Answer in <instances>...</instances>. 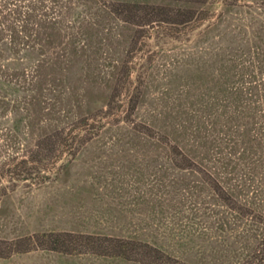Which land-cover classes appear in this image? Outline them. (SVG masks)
Here are the masks:
<instances>
[{"label": "trees", "instance_id": "1", "mask_svg": "<svg viewBox=\"0 0 264 264\" xmlns=\"http://www.w3.org/2000/svg\"><path fill=\"white\" fill-rule=\"evenodd\" d=\"M74 1L0 0V198L22 182L44 183L65 166L63 158H73L115 122L129 121L134 133L159 140L147 132L153 124L139 123L145 132L130 118L143 98L137 82L148 68L146 59L139 62L135 79V55L152 32L187 41L196 32L193 55H209L210 92L200 95L199 108L181 104L174 123L166 112L159 141L167 162L166 213L175 210L181 218L179 230L166 225L162 238L197 246L200 262L170 253L157 240L75 231L36 232L19 238L16 250L97 264H264V16L256 12L261 20L250 17L243 29L219 31V42L203 48L199 42L224 20L197 12L193 4L202 1L179 0L175 8L112 2L109 13L146 33L132 37L102 71L105 65L94 58L99 47L81 9L72 12L80 8ZM204 66L198 55L199 74ZM90 67L111 90L105 107L82 113L78 88Z\"/></svg>", "mask_w": 264, "mask_h": 264}, {"label": "rangeland", "instance_id": "2", "mask_svg": "<svg viewBox=\"0 0 264 264\" xmlns=\"http://www.w3.org/2000/svg\"><path fill=\"white\" fill-rule=\"evenodd\" d=\"M196 1H202L193 4L197 12H206L211 20L222 14L224 20L209 31L210 37L204 36L199 42L198 46L203 48L210 46L212 41L219 42V31L234 26L243 29L250 17L261 20L256 12L264 16V0ZM74 2L80 8H74L72 12L81 9L82 21L93 44L99 47L94 58L103 62V71L109 70L108 65L122 56L129 40L138 34L135 28L123 25L115 14L108 12L110 3L165 4L175 8L181 1ZM181 4L183 6L185 3ZM94 22L96 25L92 24ZM205 25L207 22L198 30ZM145 33L139 32L138 35L141 37ZM154 33L149 41L143 43V52L140 50L135 55L137 67L133 77L136 79L139 62L145 63L146 59L148 68L140 82H137L143 98L135 116L130 118L136 120V128L145 132L147 128L139 123L153 124L155 127L152 130L148 128L147 132L160 140L159 131H162L166 112L171 113L169 120L174 123L183 108L181 104L199 108L200 95L210 92V61L206 53L193 55L196 52V32L189 41L182 37L171 40ZM222 44L225 45V42ZM198 55H203L205 61L203 74L197 72ZM89 71L78 88L84 98L82 113L105 107L111 90V82L102 73L97 74L92 67ZM131 126L129 121L106 126L99 135L81 147L73 158H63L65 166L47 181L41 184L22 182L16 190L0 198V264H97V260L66 258L41 250H16L22 248L15 244L19 238L42 231H75L152 239L180 258L200 262L196 255L197 246L162 238L167 236L164 235L166 225L179 230L181 218L175 215V210L166 213L163 199L167 162L161 140L146 138L140 132L134 133Z\"/></svg>", "mask_w": 264, "mask_h": 264}]
</instances>
